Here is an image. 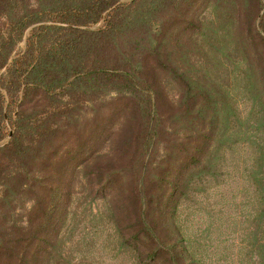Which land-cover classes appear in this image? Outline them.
I'll return each mask as SVG.
<instances>
[{"label":"rangeland","instance_id":"rangeland-1","mask_svg":"<svg viewBox=\"0 0 264 264\" xmlns=\"http://www.w3.org/2000/svg\"><path fill=\"white\" fill-rule=\"evenodd\" d=\"M157 4L149 15L161 23L158 35L137 24L115 36L104 53L119 62L134 54L133 37L147 44L160 41L158 59L147 54L143 68L159 89L152 142L144 139L151 99L125 96L112 81L101 80L103 86L84 97L44 99L65 104L61 111L67 118L46 131L21 163L36 157L39 171H48L49 183L60 188L42 190L35 184V192L15 194L18 221L30 226L27 211L35 203L29 232L46 222L44 235L50 237L48 251L23 264H141L128 238L138 206L135 187L140 184L139 194L156 195L174 181L176 206L166 214L165 227L160 222V233L178 238L195 264H260L264 1ZM130 59L136 62L137 55ZM57 113L51 114L52 124ZM192 153L198 162L184 163ZM145 207L157 211L156 203ZM11 259L0 255V264H12Z\"/></svg>","mask_w":264,"mask_h":264},{"label":"trees","instance_id":"trees-1","mask_svg":"<svg viewBox=\"0 0 264 264\" xmlns=\"http://www.w3.org/2000/svg\"><path fill=\"white\" fill-rule=\"evenodd\" d=\"M157 2L0 0V255L11 257L12 264H23L28 257L42 256L50 242V237L44 235L46 222L35 232H29L35 203L27 211L30 226L19 222L14 211L15 194L20 190L33 193L35 184L42 190L60 188L49 183L48 171H39L36 157L28 164L21 163L22 157L29 154L46 131L61 127L67 118L61 111L65 104L60 106L44 99L84 97L96 86L102 87L101 80L109 84L112 81L125 96L137 94L151 99L149 128L144 139L145 144L152 142L151 121L160 117L154 113V97H158L159 89L157 81L147 77L143 68L147 54L158 59L160 41L156 39L147 44L138 36L133 37L136 62L130 59L134 54L120 57L116 62L104 53L115 43L114 37L128 27L144 25L158 35L161 23L149 15L158 9ZM26 29L29 31L25 35ZM24 35L23 47L16 50ZM52 112H58L53 124ZM46 153L41 160L47 166ZM198 156L192 153L184 163L194 165ZM177 183H168L167 188L156 195L139 194L140 184L135 187L138 206L133 210L128 238L134 241L141 264H195L186 258V249L180 246L178 238L166 237L159 231L160 222L164 221L165 227L169 220H165L166 214L175 209ZM58 194L57 199H60L62 193ZM146 203H156V213L147 209ZM55 205H58L57 200ZM15 227L17 232L13 230ZM35 241V248L31 249ZM262 246L260 264H264V244Z\"/></svg>","mask_w":264,"mask_h":264}]
</instances>
